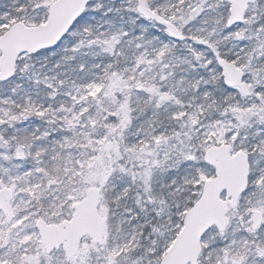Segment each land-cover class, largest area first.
<instances>
[{"label":"snow or ice","instance_id":"obj_1","mask_svg":"<svg viewBox=\"0 0 264 264\" xmlns=\"http://www.w3.org/2000/svg\"><path fill=\"white\" fill-rule=\"evenodd\" d=\"M0 264H264V0H0Z\"/></svg>","mask_w":264,"mask_h":264}]
</instances>
